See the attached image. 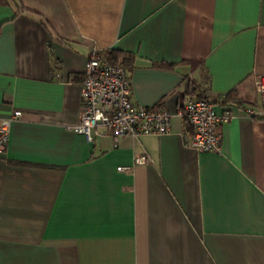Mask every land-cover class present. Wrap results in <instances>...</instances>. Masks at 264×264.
Segmentation results:
<instances>
[{"label":"crops","instance_id":"1","mask_svg":"<svg viewBox=\"0 0 264 264\" xmlns=\"http://www.w3.org/2000/svg\"><path fill=\"white\" fill-rule=\"evenodd\" d=\"M93 47L132 55L133 99L163 102L170 133L74 130ZM257 74L264 0H0V117L22 111L0 154V264H264ZM202 96L234 113L220 152L176 114Z\"/></svg>","mask_w":264,"mask_h":264},{"label":"built area","instance_id":"2","mask_svg":"<svg viewBox=\"0 0 264 264\" xmlns=\"http://www.w3.org/2000/svg\"><path fill=\"white\" fill-rule=\"evenodd\" d=\"M101 51L93 47L86 62L81 84L82 109L78 125L74 130L92 138L94 129L106 127L115 138L131 135L134 138L143 135H165L171 132V121L175 115L160 102L151 107L139 105L133 99L130 69L123 65L112 64ZM72 77L63 72L54 73L58 81H71ZM254 86L261 97V105L245 107L249 116L264 119V74L254 76ZM193 129L188 144L199 152H220L221 134L219 127L230 120L234 113L225 111L220 114L211 98H191L178 109ZM22 116L21 110H15L7 117H0V154H3L10 140L12 123ZM149 157L138 155L133 165L119 166L126 171L138 164L148 163Z\"/></svg>","mask_w":264,"mask_h":264},{"label":"trees","instance_id":"3","mask_svg":"<svg viewBox=\"0 0 264 264\" xmlns=\"http://www.w3.org/2000/svg\"><path fill=\"white\" fill-rule=\"evenodd\" d=\"M105 55L107 57V59L112 63V64H115V65H123L127 68L130 69V66H131V60H132V55L128 52H123L121 53L120 51H117V50H108L105 52ZM202 97H205V98H209V97H206V96H202ZM230 99V96L229 94L225 95L221 100V102L225 103L227 102L228 100ZM212 100L214 102H216V99H213ZM186 120V119H185ZM187 121V120H186Z\"/></svg>","mask_w":264,"mask_h":264}]
</instances>
